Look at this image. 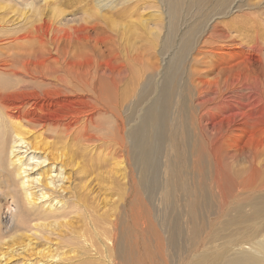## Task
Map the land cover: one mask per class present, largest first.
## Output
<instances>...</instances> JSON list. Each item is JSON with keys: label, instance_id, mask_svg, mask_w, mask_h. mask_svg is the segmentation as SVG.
<instances>
[{"label": "bare ground", "instance_id": "obj_1", "mask_svg": "<svg viewBox=\"0 0 264 264\" xmlns=\"http://www.w3.org/2000/svg\"><path fill=\"white\" fill-rule=\"evenodd\" d=\"M181 1L160 0L161 12L169 22L167 41ZM227 1L216 0L215 10L204 15L206 22L195 23L201 31L188 32V42L173 56V41L167 45L165 38L159 49L160 32L148 33L142 47L124 44L120 30L128 28L111 20L113 2L98 1L100 12L88 9L78 16L77 11L65 14L59 10L57 0H16L30 10L20 14V21H0V190L17 202L21 219L11 230V238L26 230L34 234L55 231L62 225L57 219L77 207L65 195L71 174L81 170L69 154L75 146L115 156V175L124 181L130 175L126 171L132 167L129 161L138 173L145 167L152 173L155 170L159 179L154 192L160 194L161 203L173 189L187 187L206 206L212 198L227 206L241 196L254 197V215L247 221L264 220V38L259 30L264 26V6L261 1L240 5ZM196 7L197 11L202 8L201 4ZM235 9L249 21L253 16L251 20L259 22L253 23L255 35L237 33L236 21L225 25L224 19ZM177 83L179 91L174 94ZM183 97L189 100L191 117L183 113ZM131 106L141 108L137 125L127 116ZM192 142L198 144L199 155L202 152L215 164L203 181L199 174L197 179L191 176L190 182L180 175L182 155L191 162ZM242 157L248 160L247 166L237 169L235 164ZM71 166L75 169L70 174ZM185 201L190 211L191 201ZM259 223L238 228L237 222L226 221L217 238L208 240L209 246L195 251L193 257L188 255L190 260L185 263L264 264V222ZM110 226L112 239L108 241L114 247L117 222ZM4 230L0 222V264H8L13 254L23 250L2 238ZM217 242L221 246L211 251L209 247L215 248ZM4 245L10 248L6 252ZM90 247L96 248L95 243ZM108 258L109 264H116L113 256ZM47 259L45 264L71 262L67 253L59 251Z\"/></svg>", "mask_w": 264, "mask_h": 264}, {"label": "rangeland", "instance_id": "obj_2", "mask_svg": "<svg viewBox=\"0 0 264 264\" xmlns=\"http://www.w3.org/2000/svg\"><path fill=\"white\" fill-rule=\"evenodd\" d=\"M57 1L59 4V8H57L65 14H76L77 11L76 15L81 16L82 13L88 9V11H99L97 2L101 0ZM244 1L252 4H257L259 3L258 1H261L264 6V0H228L226 3L228 5L239 3L238 5H240L245 4L242 3ZM111 2H113V7L111 8L112 13L109 14L111 16V20L116 24L126 25L128 28L120 30L122 36L124 37H119L123 40L124 44L130 45L131 47H142L152 33L160 32L161 40L158 43V46H160L159 49H162L165 38L167 45H170V42L173 41L171 44L173 56L174 54L177 56V52H179L181 44H186L188 42V32L201 31L202 27L196 28L195 23L197 22L200 25L206 22L207 19L203 20L205 18L204 15L214 11L217 4L215 3L216 0H182L179 2V10L173 15V22L170 26L172 28V33L169 35L170 38L167 41L169 22L168 18H166V16L161 12L163 7L160 0H102V3L104 4H111ZM21 4H17L16 0H5V2L0 0V21L9 20V23H12L13 21H20V14L30 10V8L25 10V5L23 6ZM197 4H201V11L196 10ZM206 6H208V9ZM177 7L178 5L175 8ZM31 11L29 14H31ZM252 12H254V10H252ZM241 14L242 12H237V9H235L231 16L224 19L225 25L236 21L234 23V30L237 33L240 32L239 34L241 35L242 32H244L245 34L250 33L255 35L256 31L252 29L257 27L256 25H253V23L257 24L259 22L251 20L253 16L249 21L248 16H241ZM262 19L264 20V15L262 16ZM244 20L249 21L248 25L247 23L246 25L243 24L245 23ZM157 23L159 24L157 25ZM242 25L245 26V29L242 28L244 27ZM134 28L136 29L134 30ZM261 28L262 29L259 28L260 34L261 37L264 38V26L261 25ZM148 33L150 35H148ZM125 37L127 39L126 42L124 41ZM178 84L180 83L174 85V94H177L179 91L180 85ZM184 93L185 91H183L182 94ZM183 99V103H185L183 113L185 115L188 113L191 117L192 113L190 114V112L192 109L189 110L188 108V105L190 106L189 100L187 97L186 99L183 97ZM130 101L129 103L131 104L132 101ZM137 108L131 106L130 110L127 112L128 119L129 121H132V125H137L140 122L139 115L141 114V108ZM175 114L176 117L179 116L178 113ZM175 114L173 115V118ZM187 129H189L190 133L193 135L192 126L188 125ZM192 145L193 146H190L189 151L195 157L192 159L190 154V162L187 156L182 155L179 164V170L181 171L180 175L186 182H190L192 177L196 178L198 174L200 175V179L202 181L203 179L206 180L210 171L213 170L215 165L214 161L204 158V154L202 152L200 155L198 154L199 152L196 150L198 144H194L192 142ZM77 147H79V149ZM83 148L84 147L81 146H75L73 149L74 156L71 152H69L75 161H73L74 164L79 162L78 164L81 165V170L77 173L71 174V170H74L75 168L72 169V166L69 168L68 173L71 174V183L67 185V187L70 186L68 194L65 193L67 197H70L71 203L76 204L77 207H79V211L77 212L78 209L75 206L74 211L69 209L65 214L63 213L62 217L57 219V221L61 222L62 225L55 231H46L45 234H34L30 233V230H26V234L19 233V237L15 239L11 238L14 233V231L11 230L19 223L18 220H21L19 213L20 208L17 206V202L15 204L14 200L5 197L2 190H0V222L5 228L2 238H6L8 241L17 245L15 247L21 245L23 248V250L19 251L17 254H13L14 256L9 258L8 264H23L21 261L23 259L29 260L33 262V264H45V262L48 261L47 256L51 253H55V251L67 253V257L71 258V262L68 264H109V256H113L112 260L116 264H186L190 260L189 256L191 254L193 257V255L197 254H194L195 251L199 253L209 246L206 245L208 240L209 243L217 238L216 234L219 231L222 232V225H224L226 221L233 220L234 222H237L238 228L246 226L254 227L255 224L257 226L259 222H264V220L261 221L259 217L252 222L247 221L249 216L254 215V208L252 206L254 197L247 196L248 198H246V196H241L231 200V202L234 201V203L232 202L227 206L217 204V200L212 198L210 199V206H206V204L204 205L200 202V198L198 199L199 195L196 194V192H193V188L190 189L187 187L185 189H173L168 198L164 199V203H161L160 194L154 192L156 189L154 184H156L159 179V175L155 177V170L152 173L148 167H145L143 170L144 172L142 171L141 173H138L140 170L135 171L133 167L134 162L129 161L130 164H132V167L130 168L131 170L126 169L127 176L129 174L130 175L124 181L122 180V177H119L120 175H115L116 171L115 168H113L115 167V162L117 161L115 156H109L108 154H103L100 151L93 154L90 149L87 150L86 148ZM161 153L164 154V148L161 149ZM195 153L198 156L195 155ZM127 156L130 159L128 154ZM102 157L104 158L102 159ZM242 158H240L235 164L237 169L247 166L248 160L246 158ZM193 160L198 161L197 163L199 166L197 163L193 164ZM200 168H202V170ZM207 168L210 170H207ZM207 171H209V173ZM111 173L113 175H111ZM185 198L187 201H191L189 202L190 205L192 204V208L190 210L191 212L189 211L190 208L188 209L185 205H183L186 202ZM181 203L182 205H180ZM200 205L202 208L206 206L205 209L207 211L205 210V212L204 208L202 209ZM185 213H188L189 215H185ZM138 220L141 221L138 222ZM110 222H117V238L114 242V247L113 244L108 241V239H112V228L110 226ZM228 232L229 231H225L224 233ZM91 242L95 243L96 248L90 247ZM193 242H195L194 244H196V246ZM220 244V242H217V246L215 248L209 247V249L216 252V250L219 249V246H221ZM76 245L78 248H76ZM4 246V252H6L9 245ZM188 246H191L192 248ZM198 246L199 249H196ZM71 250H74L75 252H72V254L70 253ZM187 250H189V252H187ZM174 252L177 253L175 254ZM179 254L181 255L179 256ZM182 254H185L184 256H187V258L183 259L184 256ZM181 261L183 262L181 263Z\"/></svg>", "mask_w": 264, "mask_h": 264}]
</instances>
